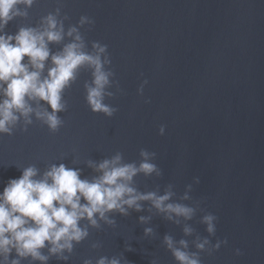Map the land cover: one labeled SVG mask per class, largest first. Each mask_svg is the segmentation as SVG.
Wrapping results in <instances>:
<instances>
[{"label":"water","instance_id":"95a60500","mask_svg":"<svg viewBox=\"0 0 264 264\" xmlns=\"http://www.w3.org/2000/svg\"><path fill=\"white\" fill-rule=\"evenodd\" d=\"M57 6V0H36L28 16L15 18L4 32L38 27ZM61 15L70 18L66 28L82 15L94 20L81 32L89 49L94 41L107 45L120 91L114 83L109 91L115 95L106 103L117 111L111 118L91 112L84 88L91 73L81 69L64 92L67 110L58 114L64 124L56 133L33 117L26 132L0 136V192L29 165L43 175L52 164L63 163L91 180L98 173L89 161L98 164L120 152L125 163H139V152L146 149L156 153L153 162L162 175L139 174L134 187L141 192L158 188L162 194L172 184L173 200L179 201L192 184L191 200L182 202L200 207L187 222L194 229L191 237L183 236L184 221H167L150 212L147 202L128 216L110 213L115 227L99 221V228L88 227L87 239L74 246L68 261L52 256L47 264H83L85 259L95 264L101 256L120 255L129 264H149L154 258L158 264H176L163 237L188 239L189 250L195 251L191 241L208 237L200 223L205 213L217 217L211 243L227 244L211 255L200 253L202 264H264V0H61ZM62 47L49 45L51 54ZM50 67L49 60L43 76ZM144 80L141 96L137 89ZM141 216L151 220L141 224ZM146 227L153 228V236H144ZM95 243L100 247L93 249ZM128 246L133 251H125ZM43 252L48 255L47 248ZM15 258L13 251L9 259ZM21 264L40 262L23 259Z\"/></svg>","mask_w":264,"mask_h":264},{"label":"clouds","instance_id":"9594fccd","mask_svg":"<svg viewBox=\"0 0 264 264\" xmlns=\"http://www.w3.org/2000/svg\"><path fill=\"white\" fill-rule=\"evenodd\" d=\"M35 3L36 0H0V136H12L17 129L26 132L33 124V117L49 132L56 133L64 124L58 114L67 110L64 92L76 82L81 69L91 73V83L84 85L89 109L94 114L113 117L117 109L106 103V99L114 97L115 94L109 91L114 83L117 92L120 88L110 67L107 45L94 41L89 49L81 32L82 28L90 30L94 25L91 17L82 15L76 24L69 23L66 28L65 22L70 18L61 15V0H57L55 11L43 16L38 27H21L15 35L4 32L15 18H26L27 9ZM66 38L69 42L63 43ZM50 44H63V47L51 54ZM25 57L27 61L22 62ZM49 60L51 67L47 76H43ZM147 83V80L143 81L137 89L138 95L143 96ZM41 101L48 107L41 106ZM164 132V126H161L159 134L162 136ZM139 156V163H125L120 152L98 164L89 161L88 166L98 173L91 180L81 179L79 169L63 163L58 166L52 164L43 175L35 165L23 167L21 176L9 180L0 192V264H21L23 259L47 264L52 256L68 261L74 246L87 239L88 227L99 228V221L115 227L116 222L109 218L110 213L128 216L129 210L141 212L146 202L151 206L150 212L154 209L167 221L176 225L184 221L183 236H193L194 229L187 222L196 216L200 204L182 202L191 200L192 184L186 186L179 201L173 200L176 193L172 184H168L162 194L158 188L155 191H138L133 184L137 175H162L153 162L156 153L141 149ZM199 182V178H194L193 183ZM150 220L151 216L139 217L141 224ZM82 221H87V226L82 227ZM216 222L217 217L212 213L202 215L200 223L205 226L208 237L215 236ZM153 235V228L144 229L145 237ZM208 237L197 235L191 241L195 251L189 250L188 239L177 241L167 234L162 245L176 264H202L200 253L211 255L222 244H227V240H217L212 244ZM92 247L95 249L100 245L95 243ZM45 248L48 255L43 252ZM13 251L16 258L10 260ZM125 251L133 249L128 246ZM235 254L241 255L240 250L236 249ZM122 262L129 264L123 255L101 256L95 264ZM83 264H92V260L85 259ZM149 264H158V259H152Z\"/></svg>","mask_w":264,"mask_h":264}]
</instances>
